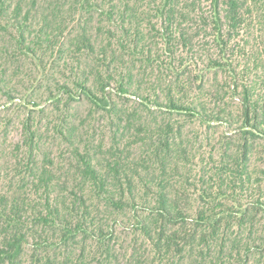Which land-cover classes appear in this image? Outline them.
<instances>
[{"label":"trees","instance_id":"16d2710c","mask_svg":"<svg viewBox=\"0 0 264 264\" xmlns=\"http://www.w3.org/2000/svg\"><path fill=\"white\" fill-rule=\"evenodd\" d=\"M1 125L0 264H264V0H0Z\"/></svg>","mask_w":264,"mask_h":264},{"label":"rangeland","instance_id":"374dc122","mask_svg":"<svg viewBox=\"0 0 264 264\" xmlns=\"http://www.w3.org/2000/svg\"><path fill=\"white\" fill-rule=\"evenodd\" d=\"M3 129H4V126L1 125L0 133H2ZM10 132H11V134L9 133L10 137H8L9 142L17 141L20 138V131L17 127L10 128ZM228 132H229V129L226 127H221L219 125L214 126V128H212L211 133H210L209 143L216 146L215 148H219V144L222 140V136H225V134L227 135ZM2 134H4V132ZM229 136L232 137L231 134H229ZM204 145H206V141H204ZM207 148L210 149V147H207ZM255 165L260 166L262 170L264 171V142L259 147V153H257L254 157L253 166Z\"/></svg>","mask_w":264,"mask_h":264}]
</instances>
